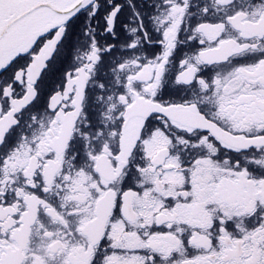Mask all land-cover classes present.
Masks as SVG:
<instances>
[{"label": "flooded vegetation", "instance_id": "1", "mask_svg": "<svg viewBox=\"0 0 264 264\" xmlns=\"http://www.w3.org/2000/svg\"><path fill=\"white\" fill-rule=\"evenodd\" d=\"M0 264H264V0H0Z\"/></svg>", "mask_w": 264, "mask_h": 264}, {"label": "water", "instance_id": "2", "mask_svg": "<svg viewBox=\"0 0 264 264\" xmlns=\"http://www.w3.org/2000/svg\"><path fill=\"white\" fill-rule=\"evenodd\" d=\"M56 43V42H55ZM50 56V53L46 56V57H49ZM45 58V57H44ZM28 102V100H26V101H24V102H22V106H24L26 103Z\"/></svg>", "mask_w": 264, "mask_h": 264}]
</instances>
